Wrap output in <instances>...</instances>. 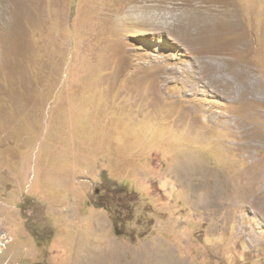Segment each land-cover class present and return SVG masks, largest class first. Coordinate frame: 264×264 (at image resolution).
<instances>
[{"label":"rangeland","instance_id":"374dc122","mask_svg":"<svg viewBox=\"0 0 264 264\" xmlns=\"http://www.w3.org/2000/svg\"><path fill=\"white\" fill-rule=\"evenodd\" d=\"M101 260L264 264V0H0V264Z\"/></svg>","mask_w":264,"mask_h":264},{"label":"bare ground","instance_id":"6f19581e","mask_svg":"<svg viewBox=\"0 0 264 264\" xmlns=\"http://www.w3.org/2000/svg\"><path fill=\"white\" fill-rule=\"evenodd\" d=\"M132 10V9H131ZM171 11V10H170ZM205 32V31H204ZM223 57V56H222ZM224 61V60H223ZM226 63H228V62H226ZM229 64V63H228ZM227 64V65H228ZM200 65V64H199ZM204 66V65H203ZM208 67H211L210 65H207ZM231 67V66H230ZM234 67V66H233ZM198 69H199V74L203 71L202 70V68H200L199 66H198ZM239 70V69H238ZM192 72V71H191ZM191 72H189V73H191ZM238 72V71H237ZM195 74H197L196 72H195ZM204 74V73H203ZM202 73L200 74V76H199V79H197L198 81L202 78V75H203ZM239 75V74H238ZM237 75V76H238ZM239 78V77H238ZM237 78V79H238ZM241 81H242V79L241 78H239ZM239 79H238V81H239ZM197 81V82H198ZM237 82V81H236ZM204 85V84H203ZM242 86V85H241ZM190 90V89H189ZM246 90L247 91H249L248 93H249V95H250V97H248V98H251L252 100H255V92H256V90H257V86L256 85H253V84H251V85H246ZM242 91V90H241ZM238 95H240L239 93H238ZM246 98V97H245ZM250 99H248V101H249ZM255 102V101H254ZM252 111L250 110V115H252ZM235 118V117H234ZM228 119V118H227ZM231 120V119H230ZM229 120V121H230ZM232 120H234V119H232ZM231 120V121H232ZM225 121V120H224ZM232 123V122H231ZM233 123H234V125L236 126V127H238L241 131H243L244 129H245V127H243L242 125H241V123H240V121H238L237 119H235L234 121H233ZM227 124H228V122H227ZM234 125H232L233 127H235ZM244 128L243 130L241 129V128ZM242 136H244V135H242ZM249 140H254V138H253V135L252 134H250V138H249ZM248 146L249 145H255V144H253V143H251V142H248V144H247ZM219 178V177H218ZM218 181H219V185L217 184L218 183ZM214 183V182H213ZM216 184L214 185V187H213V189H215V191L217 192L218 191V189H221V190H223V191H225V184H226V181H224L222 178H221V181H220V179H218L216 182H215ZM216 185H218V187L216 186ZM102 257V256H101ZM112 256H110V258H111ZM113 259V258H112ZM115 259V258H114ZM99 260V259H98ZM102 261V260H101ZM116 261V260H115ZM98 262H100V261H98ZM106 262V261H105ZM102 263H104V261H102ZM114 263V262H113ZM104 264H107V263H104ZM120 264V263H119Z\"/></svg>","mask_w":264,"mask_h":264}]
</instances>
